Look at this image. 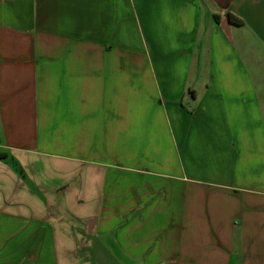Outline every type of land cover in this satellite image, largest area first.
I'll return each mask as SVG.
<instances>
[{
    "label": "crops",
    "instance_id": "1",
    "mask_svg": "<svg viewBox=\"0 0 264 264\" xmlns=\"http://www.w3.org/2000/svg\"><path fill=\"white\" fill-rule=\"evenodd\" d=\"M0 155V264H264V0H0Z\"/></svg>",
    "mask_w": 264,
    "mask_h": 264
},
{
    "label": "trees",
    "instance_id": "2",
    "mask_svg": "<svg viewBox=\"0 0 264 264\" xmlns=\"http://www.w3.org/2000/svg\"><path fill=\"white\" fill-rule=\"evenodd\" d=\"M228 16H229L230 21L234 24L241 25L243 23V21L240 18L236 17L235 15L231 13H228ZM0 158H3V156L0 155Z\"/></svg>",
    "mask_w": 264,
    "mask_h": 264
}]
</instances>
